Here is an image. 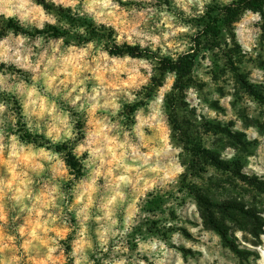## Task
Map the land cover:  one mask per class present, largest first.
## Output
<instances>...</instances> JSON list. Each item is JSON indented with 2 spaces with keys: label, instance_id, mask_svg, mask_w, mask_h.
<instances>
[{
  "label": "clouds",
  "instance_id": "obj_1",
  "mask_svg": "<svg viewBox=\"0 0 264 264\" xmlns=\"http://www.w3.org/2000/svg\"><path fill=\"white\" fill-rule=\"evenodd\" d=\"M0 264H264V0H0Z\"/></svg>",
  "mask_w": 264,
  "mask_h": 264
}]
</instances>
